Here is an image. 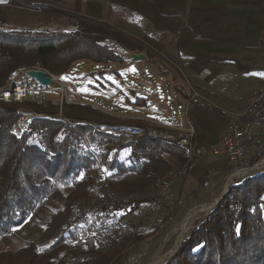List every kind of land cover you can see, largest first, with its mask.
<instances>
[{"label":"trees","instance_id":"1","mask_svg":"<svg viewBox=\"0 0 264 264\" xmlns=\"http://www.w3.org/2000/svg\"><path fill=\"white\" fill-rule=\"evenodd\" d=\"M9 8L56 12L35 0H7L0 6V87L21 67L38 64L63 77L79 62L121 65V52L129 57L149 51L116 28L81 16H71L76 21L73 32L6 31L1 26ZM22 109L44 118L33 120L29 132L16 138L10 127ZM136 125L145 127L86 104L0 101V239L30 218L45 226L37 243L0 250V264H114L115 255L70 227L71 204L97 193L90 196L92 172H102L111 181L98 191L108 187L127 194L170 171L166 155L182 165L187 162L184 148L144 132L121 143L118 127ZM117 246V252L124 250ZM165 264H264V172L230 186Z\"/></svg>","mask_w":264,"mask_h":264},{"label":"crops","instance_id":"2","mask_svg":"<svg viewBox=\"0 0 264 264\" xmlns=\"http://www.w3.org/2000/svg\"><path fill=\"white\" fill-rule=\"evenodd\" d=\"M6 1L0 0V6ZM35 1L60 15L106 23L149 50L131 53L144 56L138 62L127 53L121 65L90 63L99 71H91L87 86L98 91L99 101L83 104L121 120H135L120 117L131 112L145 115L149 122L195 126L196 159L184 176L173 179L166 207L177 210L214 191L218 201L230 186L263 172H232L225 156L211 151L229 124L212 109L243 110L264 89V0ZM43 14L45 19L52 16ZM180 78L178 86L173 79ZM190 84L201 99L191 101ZM147 128L120 126L115 133L124 142ZM128 134L131 138H124ZM252 163L254 154L248 150L245 166ZM182 167L180 163L178 170Z\"/></svg>","mask_w":264,"mask_h":264},{"label":"built area","instance_id":"3","mask_svg":"<svg viewBox=\"0 0 264 264\" xmlns=\"http://www.w3.org/2000/svg\"><path fill=\"white\" fill-rule=\"evenodd\" d=\"M29 70L44 71L52 79V84L50 86L40 85L26 75ZM260 92L261 99L251 102L248 113L230 114L225 109H212L223 115L229 124L211 153L216 157L225 156L228 167L235 173L252 171L261 162L263 165L260 170L264 172V89ZM51 97L58 99L59 106L63 103L83 104L80 99L79 86L73 78L53 76L38 64L15 69L0 87V101L5 103L28 102L42 105ZM201 98V95L194 93L191 100ZM39 118H44V116L20 111L19 117L10 127V132H16V138H20L29 132L32 121ZM156 124L163 130L148 128L144 133L149 137L162 138L184 148L187 153L186 165L177 172H169L165 180L158 181L156 187L158 197L152 201H140L142 198L135 193H132V199H124V196L114 197L111 189L105 187L100 189L89 203H79L77 214L72 218L70 227L92 237L102 251H107V241L125 237V234L117 236V221H125L126 227H133V229L142 224H147L148 228L157 225L161 204L170 199L173 179L175 176H184L187 167L196 159V128L191 122L181 128ZM248 150L254 154V163L250 167L245 166Z\"/></svg>","mask_w":264,"mask_h":264},{"label":"rangeland","instance_id":"4","mask_svg":"<svg viewBox=\"0 0 264 264\" xmlns=\"http://www.w3.org/2000/svg\"><path fill=\"white\" fill-rule=\"evenodd\" d=\"M43 13H50L52 16H49L45 19ZM58 15H60L59 12H48V11L39 12L34 10L23 11L20 9L9 8L4 10L3 20L5 21H4V25L1 27L6 31L39 30L45 32L46 31L73 32L76 30L75 27L76 21L74 18H72L70 15L67 16L61 14L60 16L62 17H59ZM121 53H123V56L126 55L124 52ZM93 67L95 66L91 65L87 61L79 62L74 66H72V68L69 70L70 72L67 74V76L73 78L77 83V85L79 86L80 99L82 101L89 103L99 101V99L96 98V96H99L98 91L95 92L93 91L94 89H92L91 86H87L89 85L90 82L89 76L91 75L90 74L91 71L93 69H97L99 71L98 68H93ZM153 68H155L156 70L155 66H153ZM173 82L175 83L177 82V85L180 86V84L183 83V79L181 78L177 80L173 79ZM185 87L187 88V86ZM190 88L191 90L189 91V96L191 98L193 97L194 93L202 95L196 89H194L191 84H190ZM90 94H94V95H90ZM90 96L93 98H91ZM49 99L50 101L51 100L56 102L58 101L56 97H51ZM193 100L196 99H192L191 101ZM19 111H27L30 113H34L32 112V110L30 111L28 109H22ZM120 117L124 119L133 118L137 121L143 122L145 125L149 127V129L163 130V128L159 127L155 122H149L148 118L143 114L130 112L127 113V116H120ZM124 138L130 139L131 138L130 134L126 135ZM128 141L129 140H125L123 142V140H121V143H127ZM121 157L125 158L126 154L121 155ZM166 159L169 161V164L171 166L170 171L166 172L164 175H162L161 178L156 179L153 182L151 181V182L141 183V185L138 188H136V190L134 191L136 195L142 198H151L150 201L158 197L156 196L157 194L156 185L158 181L162 179L165 180V176L169 172H177L180 166V163L174 157L166 155ZM92 176L94 182L92 185V194L90 196L98 192L99 188H101L102 186H107L111 182L106 177H104L105 175H103L102 172L99 171H93ZM215 192L216 191H214L210 195H205L206 197L203 198L202 200L198 199L197 201H194L190 205L179 208L177 210L175 207L173 208L168 206L166 207L164 205L165 203L161 204V209L158 214L157 225L148 228L146 226L147 224L145 223L146 225L142 224L136 229L129 227L128 234L122 239L121 238L115 239L114 242H111L107 251H104V253L110 251V255H115V257H117L114 260V264H149L150 262L157 260L160 257H164L161 264H165L177 252V250L181 246V243L185 239H187V237L192 233V231L195 230L207 218L210 211L216 206L215 204L220 199L217 202H215L214 206L209 211H207L206 214L197 215V219L195 220L189 231L184 236L185 238L180 241L179 243L180 245H178V247L174 250V252L171 255H166L167 253L172 251L173 248L176 246V242H177L176 239L178 238L179 235V229H178L180 225L179 223L183 220L186 214L190 213V211L193 210L195 207L199 205L201 206L205 204V202L206 203L210 202V200L213 201L214 198L217 199L218 197H216V195H218V193ZM154 193L155 195L153 196ZM119 194H123V193H119ZM207 196L210 197L207 198ZM76 201H74L71 204V207ZM70 211H72V208L70 209ZM167 213L169 214L168 216L166 215ZM164 218L168 220L166 221ZM44 227L45 226L42 223L33 220L32 218L28 219L27 222L21 228L15 230L11 235L5 236L0 239V250L5 248L15 250L23 245H27L30 243H37L39 236L44 231ZM117 244H121L120 247L124 248L122 252H117L119 251ZM114 245H116V247H114Z\"/></svg>","mask_w":264,"mask_h":264},{"label":"bare ground","instance_id":"5","mask_svg":"<svg viewBox=\"0 0 264 264\" xmlns=\"http://www.w3.org/2000/svg\"><path fill=\"white\" fill-rule=\"evenodd\" d=\"M261 99V92H259L251 102H254L255 100H260ZM250 102V104H251ZM250 104L245 107L243 110H239V111H235V110H226L227 113L230 114H237L238 113H248L250 110ZM13 136L16 137V132H10ZM156 138V137H154ZM263 165V163H259L256 167H254L252 169V171H257L260 169V167ZM261 173V172H260ZM232 175V174H231ZM234 179V178H233ZM232 182V181H231ZM157 186V185H156ZM227 185H225L226 188ZM218 191V190H217ZM111 194H113L114 197H122L124 196V199H132V194L131 193H127V194H118V193H114L111 191ZM93 198V197H92ZM141 198V197H140ZM215 199V198H214ZM91 200V199H90ZM90 200H80L78 201L76 204L73 205L72 207V218H74V215L77 214V208L79 206V203H89ZM216 200H213L210 202H205V204L203 205H199L197 207H195L193 210L190 211V213L186 214V216L183 218V220L179 223V235L178 238L176 239V246L173 248L172 251H170L169 253H167L166 255H171L174 250L178 247V245H180V241L183 240L186 235V233L189 231V229L191 228V226L193 225V223L195 222V220L197 219V215H203L206 214L207 211H209L215 204ZM71 218V219H72ZM117 236H125L128 234V230L129 227H126V222L125 221H117ZM133 228V227H132ZM111 241H107V247L109 246V243ZM164 257H160L157 260H154L152 262H150L149 264H161V262L163 261Z\"/></svg>","mask_w":264,"mask_h":264},{"label":"water","instance_id":"6","mask_svg":"<svg viewBox=\"0 0 264 264\" xmlns=\"http://www.w3.org/2000/svg\"><path fill=\"white\" fill-rule=\"evenodd\" d=\"M130 58L133 61L138 62V61L143 60L144 56L142 54H131ZM26 75L29 78H31L33 80H36V82L39 83L40 85L50 86L52 84V79L50 77H48L46 75V73L44 71H42V70H29V71L26 72ZM221 199L222 198H220V200ZM219 201L215 205H217L219 203Z\"/></svg>","mask_w":264,"mask_h":264}]
</instances>
